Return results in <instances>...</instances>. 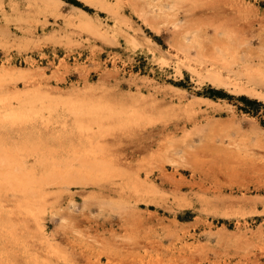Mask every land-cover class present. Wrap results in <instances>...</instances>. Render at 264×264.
<instances>
[{"label":"rangeland","instance_id":"obj_1","mask_svg":"<svg viewBox=\"0 0 264 264\" xmlns=\"http://www.w3.org/2000/svg\"><path fill=\"white\" fill-rule=\"evenodd\" d=\"M1 1L26 19L6 23L0 10V67L32 76L5 89L139 106L144 120L101 137L128 175L147 181L138 191L120 178L47 185L38 220L23 211V190L1 191L0 223L25 246L0 234V264H66L59 254L72 264H264V0H59L62 16L42 0ZM81 10L111 34L120 20L123 32L82 30ZM125 33L140 44L129 47ZM24 35L29 44H14ZM56 119L6 125L0 146L39 169L13 149L76 146L72 117Z\"/></svg>","mask_w":264,"mask_h":264},{"label":"bare ground","instance_id":"obj_2","mask_svg":"<svg viewBox=\"0 0 264 264\" xmlns=\"http://www.w3.org/2000/svg\"><path fill=\"white\" fill-rule=\"evenodd\" d=\"M16 7L17 5L15 2L12 3L10 9L7 10L3 7V1L0 2V10L3 11V18L5 19L6 23H14L21 27L22 22L25 21L26 18L19 13ZM41 9H47L57 16L63 15L59 0H42ZM80 14L82 18H80L78 26L82 30H87L95 35H99L104 39H109L110 36L115 37L120 32H123L121 31L122 27L120 20L115 21L116 23L113 31L111 30V34V32L103 25V23L98 22L99 20H94L92 17L86 14L84 10H81ZM122 21L124 22L125 19ZM50 36L57 38L59 35L52 33ZM62 38H65V36H62ZM69 38V35H66L65 39L70 40ZM125 38L129 47H135L140 44L139 38L133 34L131 35V33H125ZM14 42V44L17 46L23 47L29 44L30 41L29 38L25 37L24 35L17 37ZM30 73L31 71L26 70L25 68L5 66L0 67V125H2V128L0 129L2 130L3 127H6V125L15 124L25 126L27 125L25 128H30V126L38 121L41 123L43 122V125H46V127H50L58 121L56 119L57 117H62L64 116L65 112H67L72 117L73 124L75 126V129L73 130L77 131L81 141L76 146L71 148L70 144L69 149H65L66 151H64L61 155H54L51 153L50 149H47L48 146L46 144L42 145L41 147V145L39 146L37 143L32 144L30 141L24 138L29 142H27L24 149L21 148V145L23 144H20V146H18L17 149H13V151L17 152V155H19V152L22 151L20 153H23L24 156L31 155L34 156V158L37 157V159L35 158L36 160L34 159V161L38 163V166L40 164L39 169H32L33 166L30 168V164H28L30 162L29 159L21 158V160H19L14 157L13 152L10 153L8 149L5 150L0 146V193L1 191L15 189L23 190L25 201L23 200L24 204H22V209L29 215V217L31 215L32 217L34 216L36 220H38L39 212L41 210L37 207L40 206L41 194L47 185L52 184L61 187H71L70 185H74L75 187L83 188L90 183L95 184L97 182L106 181L111 178H120V180L123 179V181L126 179V185H133L137 191L142 185H145L144 182L147 180H141V176L139 174L128 175L127 169L125 170V168L122 167L119 162H117L118 160L114 157V155L106 150V146L103 144L101 137L103 136V133H105V131H107V129H109L112 125H131L133 123L139 122L140 120H144V110H142L139 106L132 104L116 105L118 102L113 104V102L110 103L111 100L109 102L97 101L94 100V97L93 100H90L91 98L80 99L79 96L78 99H73L72 96H70L72 98L59 97L58 95L54 96L48 92H40V89L38 90L37 88H14V90L11 92L5 89L6 83H11V81L17 78H23L30 81L32 79ZM84 92L81 91V93ZM64 119L66 118L63 117L61 122L63 124L62 127L66 129L70 125L68 124L69 122ZM23 130L24 129H22V131ZM25 132H28L29 134V131ZM64 134L65 133H63V135ZM3 135H7V133ZM60 135H62V133L57 134L58 138ZM0 137L3 136L1 135ZM31 139H33V137ZM46 141L48 142V140ZM130 169L128 168V170ZM121 188H123V186ZM148 188L149 190L147 188L146 189L150 193L155 190L152 189L153 186L151 188L149 186ZM27 214L25 215L27 216ZM14 227L13 225L0 223V234L6 237L9 245L22 244L24 247L25 244L18 236V233ZM25 250L27 249L24 248V252H26ZM52 254L58 253L54 251ZM59 257H62L61 259H63L66 264H72L65 255L59 254Z\"/></svg>","mask_w":264,"mask_h":264}]
</instances>
